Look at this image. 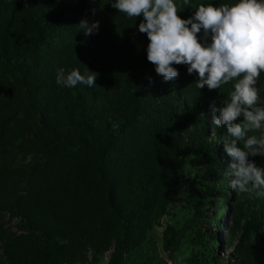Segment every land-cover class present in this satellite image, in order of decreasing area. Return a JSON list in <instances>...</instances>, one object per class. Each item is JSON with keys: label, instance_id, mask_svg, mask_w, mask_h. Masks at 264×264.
<instances>
[{"label": "trees", "instance_id": "obj_1", "mask_svg": "<svg viewBox=\"0 0 264 264\" xmlns=\"http://www.w3.org/2000/svg\"><path fill=\"white\" fill-rule=\"evenodd\" d=\"M234 2L189 0L180 10L175 0L182 19L201 4ZM81 19L98 31L86 36ZM142 20L112 0H0V158L12 144L41 157L31 170L0 163V209L11 213H0V264H64L87 248L96 264L112 243L107 264H121L166 212L181 135L196 140L206 173L222 164L220 152L230 162L218 143L226 129L208 128L210 103L220 107L232 83L197 89V74L175 64L178 78L165 82L147 60ZM60 68L96 72V85H58ZM255 87L264 100V72ZM249 159L264 166V156ZM231 215L229 236L240 232L231 262L264 264V197L238 193Z\"/></svg>", "mask_w": 264, "mask_h": 264}, {"label": "clouds", "instance_id": "obj_2", "mask_svg": "<svg viewBox=\"0 0 264 264\" xmlns=\"http://www.w3.org/2000/svg\"><path fill=\"white\" fill-rule=\"evenodd\" d=\"M186 6L191 7L189 0H184L180 10ZM112 7L129 18L143 17L138 31L149 40L147 60L165 82L178 78L175 64L187 65L189 75L197 74V89L218 90L232 83L229 98L220 107L210 103L211 132L226 129L227 137L218 143L231 158L225 172L231 177L230 189L264 197V166L249 159L264 156V100L255 87L264 72V0L201 4L187 19L177 14L175 0H112ZM78 26L90 36L98 31L99 22L81 19ZM89 73L78 69L66 73L60 68L56 83L69 88L78 84L93 87L98 74Z\"/></svg>", "mask_w": 264, "mask_h": 264}, {"label": "rangeland", "instance_id": "obj_3", "mask_svg": "<svg viewBox=\"0 0 264 264\" xmlns=\"http://www.w3.org/2000/svg\"><path fill=\"white\" fill-rule=\"evenodd\" d=\"M208 129L211 133L210 127ZM181 136L179 163L173 176L175 184L166 212L147 232L146 240L124 254L121 264H236L231 261L233 257L239 258L233 245L239 240L240 232L231 237L227 232L233 222L231 210L238 194L230 191L227 183L231 179L225 175L229 161L220 152L222 164L206 173L196 140ZM40 159L39 155H22L12 144L3 150L0 163L31 170ZM24 186L22 182L20 191ZM0 213L11 215L6 209H0ZM17 222L18 218L13 217L10 224L11 230L19 234ZM219 222L221 224L217 225ZM112 249L113 243L104 252L97 253L96 264H107ZM93 257L94 253L87 248L81 257L64 264H90Z\"/></svg>", "mask_w": 264, "mask_h": 264}]
</instances>
